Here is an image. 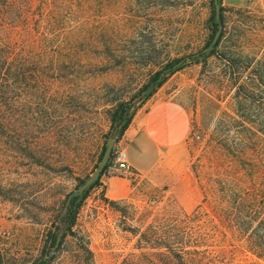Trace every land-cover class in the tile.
Returning <instances> with one entry per match:
<instances>
[{
    "label": "rangeland",
    "instance_id": "374dc122",
    "mask_svg": "<svg viewBox=\"0 0 264 264\" xmlns=\"http://www.w3.org/2000/svg\"><path fill=\"white\" fill-rule=\"evenodd\" d=\"M17 1L30 12L46 74L27 98L26 126L15 122L22 143L0 138V264H37L49 252L53 264H169L178 240L228 264H264L247 248L249 214L264 202V0H222L216 52L152 96L190 115L184 180L117 171L110 159L54 254L50 235H59L67 200L108 140H122L115 118L134 117L156 73L209 46L215 2ZM111 178L128 182L126 197L108 195ZM203 193L214 197L211 213L192 219L208 206Z\"/></svg>",
    "mask_w": 264,
    "mask_h": 264
},
{
    "label": "trees",
    "instance_id": "16d2710c",
    "mask_svg": "<svg viewBox=\"0 0 264 264\" xmlns=\"http://www.w3.org/2000/svg\"><path fill=\"white\" fill-rule=\"evenodd\" d=\"M18 5L17 0H0V138L6 140L8 144L22 143L23 136L20 135V139L18 140L14 135H16L18 127H20L19 124L22 123L24 127L26 126L27 109L30 106L28 105L27 98L31 94V89L38 95L41 91V87L39 86H42V79L46 74L44 71L46 60L39 46L40 41L37 40L31 31L33 20L31 19L30 12L28 9H21ZM212 5L213 25L215 28L213 34L215 35L219 25H223L224 8L221 1V17L218 21L216 19V7L213 2ZM9 15L11 17L13 16V19ZM222 36L209 53L205 54L202 52L201 54L192 55L185 59L176 60L156 73L143 89L142 103H145L155 95L171 76L184 69L188 63L197 62L202 57L214 54L221 42ZM32 83L37 86L32 87ZM132 117L133 115H130L127 119L122 114H118L115 118V122H119L121 125V136L130 125ZM15 122L19 123L18 126H16ZM105 150L106 148L104 152ZM103 154L101 155L100 161ZM108 167L109 164L106 166L102 175ZM100 179L101 177L82 197L79 198L73 194L70 196L71 201L68 206L66 218L68 227L60 246L67 238V235L72 233L82 203L85 201L89 191L99 184ZM1 191L2 188L0 186V195ZM262 203L264 202L255 206L252 214H249L251 226L248 229L247 248L257 258L264 260V206L261 205ZM64 221L65 219L61 223ZM59 229L57 228V231ZM50 239L51 247L55 248L58 232L51 234ZM183 242V240H178V242L173 243L171 248L172 256L169 264H228L215 251H210L209 249L199 250L198 246H194V249L193 246H186L185 242ZM55 259L56 256L51 255L49 252L37 264H53Z\"/></svg>",
    "mask_w": 264,
    "mask_h": 264
},
{
    "label": "crops",
    "instance_id": "0c3cea01",
    "mask_svg": "<svg viewBox=\"0 0 264 264\" xmlns=\"http://www.w3.org/2000/svg\"><path fill=\"white\" fill-rule=\"evenodd\" d=\"M190 132L191 118L184 106L174 99L151 97L122 135L132 171H159L172 181H183L189 167L186 141ZM128 188L125 179L111 178L107 182V193L114 199L126 197ZM203 201L208 204L205 212L192 219L210 215L214 197L203 193Z\"/></svg>",
    "mask_w": 264,
    "mask_h": 264
},
{
    "label": "water",
    "instance_id": "95a60500",
    "mask_svg": "<svg viewBox=\"0 0 264 264\" xmlns=\"http://www.w3.org/2000/svg\"><path fill=\"white\" fill-rule=\"evenodd\" d=\"M221 1L222 0H214L215 2V7H216V19L219 21L220 17H221ZM222 32H223V25L220 24L217 33L215 34L212 42L209 44V46L207 48H205L203 50V53L207 54L209 53L214 46L218 43L220 37L222 36ZM117 143V139L116 138H110L108 140L107 143V147L106 150L103 154V157L101 159L100 164L98 165V168L94 171V173L74 192V196L76 197H82L83 194L85 192H87L101 177L102 173L104 172L106 166L109 164L110 159L112 157V153H113V149L115 144ZM71 201V197L67 200V204L65 206V209L63 211L62 216L64 217L65 221L61 226L59 235H58V239H57V243L55 246V249L52 251V254L56 253V250L58 249L62 238L64 237L67 227H68V223H67V214H68V206L69 203Z\"/></svg>",
    "mask_w": 264,
    "mask_h": 264
},
{
    "label": "built area",
    "instance_id": "2783aa9c",
    "mask_svg": "<svg viewBox=\"0 0 264 264\" xmlns=\"http://www.w3.org/2000/svg\"><path fill=\"white\" fill-rule=\"evenodd\" d=\"M112 167L117 171H132V168L128 162V154L126 151L125 143L117 141L114 146L112 157H111Z\"/></svg>",
    "mask_w": 264,
    "mask_h": 264
}]
</instances>
